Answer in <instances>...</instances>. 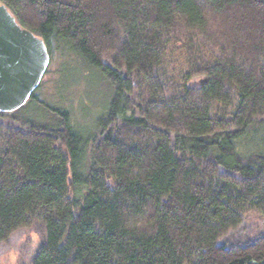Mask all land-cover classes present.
Masks as SVG:
<instances>
[{
  "label": "trees",
  "instance_id": "1",
  "mask_svg": "<svg viewBox=\"0 0 264 264\" xmlns=\"http://www.w3.org/2000/svg\"><path fill=\"white\" fill-rule=\"evenodd\" d=\"M0 4L49 62L73 53L111 90L98 138L40 104L42 80L19 109L53 124L0 121V245L41 224L32 264H264V236L218 243L264 214V0Z\"/></svg>",
  "mask_w": 264,
  "mask_h": 264
},
{
  "label": "rangeland",
  "instance_id": "2",
  "mask_svg": "<svg viewBox=\"0 0 264 264\" xmlns=\"http://www.w3.org/2000/svg\"><path fill=\"white\" fill-rule=\"evenodd\" d=\"M64 56L58 52L54 54L47 66L48 72L42 76L41 85L35 91L36 98L42 102L40 104L66 110L69 113L70 124L81 135H90L91 139L98 138L99 130L95 119L103 113L105 106L109 103L110 86L105 78L95 70L86 67L84 62L73 53H65ZM204 79L205 76L194 77L188 82V86H199ZM55 117L47 110V107L45 109L28 104L23 109L18 108L15 113L11 112L6 119L0 121L8 122L16 127L29 122L40 126L53 124L56 121ZM252 130L246 137L247 149L250 148L249 142L256 134L252 133ZM243 143L245 142L239 144V148H242ZM87 146L82 164L85 170L88 168L93 150L90 144ZM261 236H264V214L252 213L242 221L239 227L221 236L218 243L226 246L243 245ZM44 237V227L41 224H35L30 228L23 227L12 232L0 245V264H32Z\"/></svg>",
  "mask_w": 264,
  "mask_h": 264
},
{
  "label": "water",
  "instance_id": "3",
  "mask_svg": "<svg viewBox=\"0 0 264 264\" xmlns=\"http://www.w3.org/2000/svg\"><path fill=\"white\" fill-rule=\"evenodd\" d=\"M42 38L22 28L0 4V112L23 106L49 63Z\"/></svg>",
  "mask_w": 264,
  "mask_h": 264
},
{
  "label": "flooded vegetation",
  "instance_id": "4",
  "mask_svg": "<svg viewBox=\"0 0 264 264\" xmlns=\"http://www.w3.org/2000/svg\"><path fill=\"white\" fill-rule=\"evenodd\" d=\"M50 61V60H49Z\"/></svg>",
  "mask_w": 264,
  "mask_h": 264
}]
</instances>
